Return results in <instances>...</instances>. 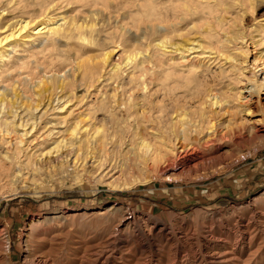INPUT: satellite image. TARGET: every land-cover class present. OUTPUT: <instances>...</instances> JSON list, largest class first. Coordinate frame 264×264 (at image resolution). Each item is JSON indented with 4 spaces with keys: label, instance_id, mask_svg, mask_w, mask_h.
<instances>
[{
    "label": "bare ground",
    "instance_id": "1",
    "mask_svg": "<svg viewBox=\"0 0 264 264\" xmlns=\"http://www.w3.org/2000/svg\"><path fill=\"white\" fill-rule=\"evenodd\" d=\"M130 1L133 0H18L23 4L20 16L11 18L6 26L1 27L8 34L0 38V61H3L12 40L28 48L51 47L50 66L56 63L61 67L66 63H71V66H66L69 67L67 69L64 66L65 70L60 75L45 74L39 78L32 86L36 97L33 101L17 96L14 89L3 88L0 91V150L4 151L3 159L13 167V172L20 174L19 156L27 144L35 140L33 132L38 122L34 112L42 110L44 113L50 107L52 101L45 98L46 93L58 89L66 94L67 81L78 76L86 82L84 92L94 91V103L85 107L81 118L67 128L70 132L68 140H58L45 153L39 152L37 159L30 162L35 168L71 161L74 149L80 145L95 147L99 143L109 145L112 142L110 146L113 148H127L123 153L130 162L129 167L153 169L158 171L162 180L183 179L199 170L218 167L233 156L236 148L253 145V153L264 146V15L240 28L235 22L240 16V0H235L233 4L237 9L234 16L227 7L216 9L203 14L202 18H210L209 23L188 27L186 13H181L189 9L187 6L173 14L162 11L159 15L163 19L162 24H153L157 11L149 9L139 15L146 22L144 27L139 22L137 26L144 31L149 29L145 28L147 23L154 25L161 38L146 46L144 54L127 56L112 66L82 68L83 62L78 61L79 51L86 46L96 47L100 39L97 37L103 32L102 18L106 12L99 7L118 9ZM221 2L229 5L226 1ZM3 7L0 6V21L4 19ZM79 9L85 14L80 15ZM72 10H77V13L68 16L67 12ZM110 19L111 14L108 13L107 21ZM182 30L186 32L182 34ZM125 31L137 40L130 30ZM170 34L173 38L169 37ZM61 42L71 50L59 49L64 44ZM247 44L252 47L251 51L246 48ZM156 52L158 58L154 56ZM112 53V50L103 52L101 62L105 63ZM241 55H244L242 59ZM1 66H4L3 62ZM108 66L110 68L106 71ZM213 68L220 73L227 68L231 75L226 73L228 76L223 78L212 71ZM255 68H259L257 74ZM24 81L28 80L24 78ZM151 89H154L153 93H150ZM64 94L55 97V102L64 99ZM88 122H97V125L91 129ZM76 159L73 158L71 163H76ZM87 161L82 166L88 164L93 167L96 162L90 155ZM258 196L242 209H230L238 213L239 218L248 216V221L244 225L228 227L230 231L226 232L225 239L233 238V244L229 251L218 254L223 260L228 258L223 262L251 264L258 258V264H264V193ZM112 209L110 206L103 212H71L63 217V223L69 225L77 218L104 216ZM32 219L26 228L23 264H153L154 256L157 258L148 246L154 240L153 227L144 226L145 229L138 230L134 236L138 246L152 257L145 263H139L129 259L130 255L127 262L121 261L122 256H114V244L126 241L125 235H121L125 241L119 237L114 240L118 236L114 235L116 230L110 242L99 240L94 244L83 236L86 230H77L72 235L65 231L64 224L45 230L40 226L43 220ZM119 223L122 224L123 219ZM133 224L130 222L127 230ZM162 232L163 229L158 231ZM256 232L259 235L255 245ZM9 250L10 236L4 225L0 227V264H11ZM166 251L169 253L170 249ZM168 253L158 255L154 264L162 261L172 264Z\"/></svg>",
    "mask_w": 264,
    "mask_h": 264
},
{
    "label": "rangeland",
    "instance_id": "2",
    "mask_svg": "<svg viewBox=\"0 0 264 264\" xmlns=\"http://www.w3.org/2000/svg\"><path fill=\"white\" fill-rule=\"evenodd\" d=\"M4 1L7 0H0V6H4L5 9L4 19L0 21V38L8 34V31L1 27L6 26L11 18H18L23 5L19 4L18 0ZM221 1L133 0L118 9L99 7L102 12H106L103 15L105 18H102L103 32L97 37L100 39L96 47L86 46L79 51L78 61L83 62L82 68L100 67L106 64L112 66L127 56L144 54L146 46L156 43L161 38V34L154 30V25L147 23L145 28L149 29L144 31L137 26L139 22L140 26L144 27L146 22L139 18V15L149 9L157 11L153 24H162L163 19L159 16L162 11L166 10L173 14L176 10H182L187 6L189 9H184L181 13H186L185 21L189 22L188 27L191 25L200 27L210 22L209 17L202 18L203 14L216 9L223 10L227 7L233 16L235 15L237 9L233 4L235 0H223L229 5ZM240 7V16L235 19L240 28L263 18V0H240ZM76 13L77 10H72L67 12V15L72 16ZM78 13L85 14L82 10ZM108 13L111 14L109 21H107ZM126 29L130 30L137 40L126 33ZM185 32L186 30L181 31L182 34ZM169 37L173 38V35L170 34ZM64 45L65 43L58 48L61 47V50L66 52L71 50V47ZM28 47L21 42L16 44L12 40L10 46H7L5 57L3 61H0V91L3 88L14 89L17 96L28 97L33 101L36 98L32 92L35 82L45 74V76L62 74L71 66V63L61 67L54 60L53 63L56 64L50 66L51 47H44V49ZM246 48L248 51L252 50L249 44ZM108 50H112L113 53L105 63H102V53ZM154 56L159 57L157 52ZM240 57L242 59L244 55ZM2 62L4 66H1ZM109 66L105 67L106 71L110 68ZM258 69H254L256 74ZM211 70L223 78L231 75L227 68L224 73H220L215 68ZM85 77L86 75L84 79ZM24 78L28 81L25 82ZM76 78H70L67 81L66 94L59 92L58 89H53L52 93L47 92L45 98L49 97L52 101L50 107L48 106L44 113L42 110L39 113L34 112L38 122L34 134L32 133L35 140L29 142L19 156L20 174L13 172V167L3 159L4 151L0 150V159L2 158V161L0 160V227L5 225L10 236L11 264H23L26 228L32 218H35L34 221L43 220L40 226L48 230L49 227L54 229L64 224L63 217L68 213L103 212L110 206L114 209L104 216L77 218L78 220L76 219V222L72 224L65 223L63 228L70 234L77 230H86L83 236L94 244L103 240L110 242L116 230L114 235L118 236L114 240L119 237V240L126 239L128 243L125 241L121 244L117 241L114 244V256H122L121 261L126 260L125 262L129 255V259L138 260L139 263L152 259L134 239L138 230H143L146 226L155 228L152 233L154 240L152 239L148 246L152 249L151 252H155L154 255L157 254V258L162 253L163 255L168 253L166 250L170 249L168 254L172 264H233L230 261L223 262L228 258L223 260L220 256L221 253L229 251L233 244V238L226 241V232L230 231L228 228L230 226L246 224L248 216H243L244 219L239 218L238 213L231 212L230 209L245 207L255 197L264 193V146L253 153V145L246 144L242 148H236L233 158L224 160L218 167L199 170L183 179L162 180L159 178L158 171L153 169L129 167L130 162L124 158L123 153L127 148L125 149L124 146L113 148L110 146L112 142L109 141V145L99 143L95 147L80 145L78 149H74L71 161L64 160L61 165L51 164L47 168H35L30 165V162L37 159L39 152L45 153L55 146L58 140H68L70 132L67 128L80 119L84 110L94 103V91L84 92L86 82L81 81L79 76ZM153 92L154 89H151L150 93ZM62 93L65 98L55 102V97ZM10 95L11 92L8 97ZM46 100L44 99V102ZM96 123L88 122L87 124H90L89 126L93 129ZM63 148L61 146L60 150ZM93 150L94 152H91ZM62 151L64 153V149ZM89 155L97 163L95 162L93 167L88 164L82 166L88 162ZM75 157L78 159L72 164ZM58 216L62 219L60 220ZM51 217H58V219L52 220ZM122 219L123 223L120 224ZM228 220L231 222L229 226ZM130 222L134 223V229L130 225L127 230ZM161 229H163L162 234L158 233ZM74 235L77 236V234ZM121 235H125V239ZM258 235V232L254 234L255 245L258 242ZM157 258L154 256V262ZM257 261L258 258L250 263L258 264ZM161 264H171V262L162 261Z\"/></svg>",
    "mask_w": 264,
    "mask_h": 264
}]
</instances>
